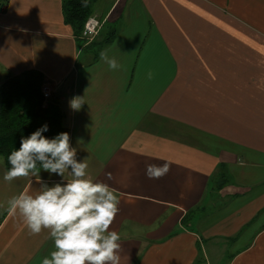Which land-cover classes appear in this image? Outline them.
<instances>
[{
	"label": "crops",
	"instance_id": "obj_1",
	"mask_svg": "<svg viewBox=\"0 0 264 264\" xmlns=\"http://www.w3.org/2000/svg\"><path fill=\"white\" fill-rule=\"evenodd\" d=\"M64 1L0 10V85L43 74L88 178L119 198L120 264H264V0H89L103 24L90 45ZM5 172L0 160V264H41L53 240L30 235L7 201L63 178Z\"/></svg>",
	"mask_w": 264,
	"mask_h": 264
},
{
	"label": "clouds",
	"instance_id": "obj_2",
	"mask_svg": "<svg viewBox=\"0 0 264 264\" xmlns=\"http://www.w3.org/2000/svg\"><path fill=\"white\" fill-rule=\"evenodd\" d=\"M110 70H118L115 58L101 52ZM149 78L152 73L149 72ZM83 98H73L70 107L79 110ZM48 125L21 138L20 147L8 156L10 168L4 174L6 182L29 175H39L41 169L57 174L64 182L49 186L40 181L35 194L22 191L8 201V211L19 215L30 235L47 230L54 250L42 258L41 264H120V236L110 230L119 212V198L111 187L88 178V164L77 160V149L70 145V135L62 132L54 138L42 133ZM170 171V162L148 164V179H160ZM71 177L65 181V173ZM109 178L111 174L109 173Z\"/></svg>",
	"mask_w": 264,
	"mask_h": 264
},
{
	"label": "trees",
	"instance_id": "obj_3",
	"mask_svg": "<svg viewBox=\"0 0 264 264\" xmlns=\"http://www.w3.org/2000/svg\"><path fill=\"white\" fill-rule=\"evenodd\" d=\"M9 0H0V10L7 9ZM66 22L71 25L78 37L87 19L91 16V1L65 0ZM45 79L42 73L29 70L21 75H8L0 85V158L8 171L9 154L20 147L21 138L48 125V131L42 133L47 138H54L62 132L69 133L64 125V114L59 103L52 98L48 101L43 96ZM39 173L45 172L37 164Z\"/></svg>",
	"mask_w": 264,
	"mask_h": 264
},
{
	"label": "built area",
	"instance_id": "obj_4",
	"mask_svg": "<svg viewBox=\"0 0 264 264\" xmlns=\"http://www.w3.org/2000/svg\"><path fill=\"white\" fill-rule=\"evenodd\" d=\"M102 26V22L96 17H89L85 22L83 31H82V39L87 42H92L95 36L99 33V29ZM43 95L45 100L51 99V91L48 89L47 84L45 83L43 86Z\"/></svg>",
	"mask_w": 264,
	"mask_h": 264
},
{
	"label": "rangeland",
	"instance_id": "obj_5",
	"mask_svg": "<svg viewBox=\"0 0 264 264\" xmlns=\"http://www.w3.org/2000/svg\"><path fill=\"white\" fill-rule=\"evenodd\" d=\"M91 17V16H90ZM103 25V24H102ZM101 28H102V26L100 27V29H99V32H100V30H101ZM106 32V31H105ZM105 34V33H104ZM98 35H99V33L95 36V38H94V40L92 41V42H87L86 41V44L87 45H90V44H93L94 42H96V39H97V37H98ZM104 39V38H103ZM103 39H100L101 41L103 40ZM47 84V83H46ZM47 86H48V89L51 91V89H50V86L47 84ZM44 96V95H43ZM51 98H52V96H51ZM50 100V99H49ZM48 101V100H47ZM0 160H2V158H0ZM206 248H207V246H206ZM206 250V249H205ZM211 252L210 251H208V259H209V262H212V263H214V259H212V257H211ZM228 254L229 253H227V254H223V256H228ZM223 258V257H222ZM220 259V261H218V262H215L216 264H226V262H225V260H227L226 258L223 260V259ZM208 261V260H207ZM205 264H206V261H205Z\"/></svg>",
	"mask_w": 264,
	"mask_h": 264
}]
</instances>
